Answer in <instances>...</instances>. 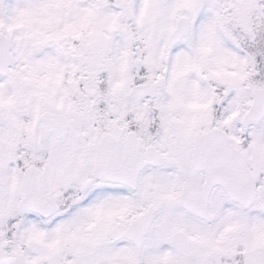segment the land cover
Segmentation results:
<instances>
[{"label":"snow or ice","instance_id":"6c2138e0","mask_svg":"<svg viewBox=\"0 0 264 264\" xmlns=\"http://www.w3.org/2000/svg\"><path fill=\"white\" fill-rule=\"evenodd\" d=\"M0 264H264V0H0Z\"/></svg>","mask_w":264,"mask_h":264}]
</instances>
